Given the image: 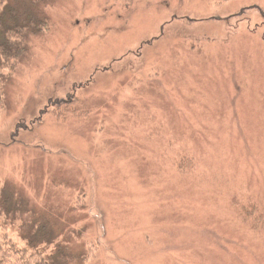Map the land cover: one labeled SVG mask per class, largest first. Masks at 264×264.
I'll use <instances>...</instances> for the list:
<instances>
[{
  "label": "rangeland",
  "instance_id": "1",
  "mask_svg": "<svg viewBox=\"0 0 264 264\" xmlns=\"http://www.w3.org/2000/svg\"><path fill=\"white\" fill-rule=\"evenodd\" d=\"M37 8L0 82L15 245L49 216L68 264H264V0Z\"/></svg>",
  "mask_w": 264,
  "mask_h": 264
},
{
  "label": "trees",
  "instance_id": "2",
  "mask_svg": "<svg viewBox=\"0 0 264 264\" xmlns=\"http://www.w3.org/2000/svg\"><path fill=\"white\" fill-rule=\"evenodd\" d=\"M43 1L46 0H7L1 3L0 82L7 73L14 75L28 55L27 34L31 32L33 36H37L48 30L44 14L37 8ZM75 103H78V100L70 97L69 103L59 101L56 106L60 108L58 110H63L64 107ZM3 108V100L0 97V111ZM5 187L6 185L0 188V264H68L64 247L56 243L53 230L49 227V216L42 217L36 226L23 223L20 230L27 246L20 249L15 245L7 229L12 228L18 218L25 222L28 204L16 202L14 197L5 191ZM42 245L54 246V253L45 257L46 251L41 248Z\"/></svg>",
  "mask_w": 264,
  "mask_h": 264
}]
</instances>
